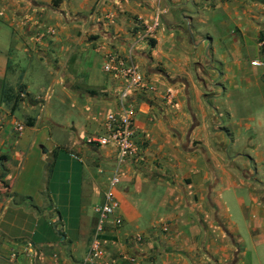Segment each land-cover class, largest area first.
I'll use <instances>...</instances> for the list:
<instances>
[{"label":"crops","instance_id":"1","mask_svg":"<svg viewBox=\"0 0 264 264\" xmlns=\"http://www.w3.org/2000/svg\"><path fill=\"white\" fill-rule=\"evenodd\" d=\"M154 18L97 263L264 264V0H0V264L81 263L116 157L87 143L117 112L102 62Z\"/></svg>","mask_w":264,"mask_h":264},{"label":"built area","instance_id":"2","mask_svg":"<svg viewBox=\"0 0 264 264\" xmlns=\"http://www.w3.org/2000/svg\"><path fill=\"white\" fill-rule=\"evenodd\" d=\"M157 26V19L154 18L142 28L141 36L128 45L126 55L112 52L106 54L102 62V71L108 76L118 78L122 81L121 87L117 90L116 105L117 112H110L105 115L103 124V134L90 138L87 143L96 146H110L115 148L116 157L113 169L109 172L106 188L102 195L101 203L94 205L92 210L96 217V222L91 233L86 255L80 264H98L102 256V238L107 222L112 221L115 227L121 224V217L118 215V202L114 197V189L119 184L120 179L118 169L126 159H133L136 155V145L134 144V106L132 96L144 90H150L146 85L144 76L139 72L132 52L138 41L145 40ZM53 32L50 31V34ZM260 47L264 48V37L259 41ZM252 66L259 67L258 61L250 62ZM15 130H21L22 126L14 124ZM135 242L141 241V236L134 238ZM13 257V254H12ZM129 261L134 259L129 258ZM100 264H113L110 261H101Z\"/></svg>","mask_w":264,"mask_h":264},{"label":"rangeland","instance_id":"3","mask_svg":"<svg viewBox=\"0 0 264 264\" xmlns=\"http://www.w3.org/2000/svg\"><path fill=\"white\" fill-rule=\"evenodd\" d=\"M32 86L30 89V93L34 96H39L40 98H44L47 96L48 90H45V84H46V79L44 76H41L40 74L32 75ZM42 88V89H41ZM44 88V89H43ZM50 97V94H49ZM234 128V126H232ZM0 187L2 188V185L0 184ZM226 197V193L222 194V198Z\"/></svg>","mask_w":264,"mask_h":264},{"label":"trees","instance_id":"4","mask_svg":"<svg viewBox=\"0 0 264 264\" xmlns=\"http://www.w3.org/2000/svg\"><path fill=\"white\" fill-rule=\"evenodd\" d=\"M5 157L4 156H0V166H1V163L3 162V161H5ZM2 172L4 173L5 171L4 170H2ZM2 176H3V174L0 176V184L3 186V187H7L3 182H2ZM20 201L21 202H27L28 201V199H26V198H22V199H20Z\"/></svg>","mask_w":264,"mask_h":264}]
</instances>
